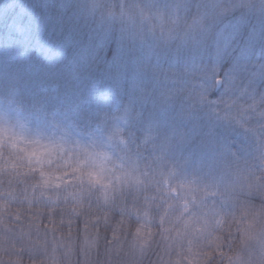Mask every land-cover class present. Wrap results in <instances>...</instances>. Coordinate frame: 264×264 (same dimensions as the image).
Instances as JSON below:
<instances>
[{
  "label": "trees",
  "instance_id": "1",
  "mask_svg": "<svg viewBox=\"0 0 264 264\" xmlns=\"http://www.w3.org/2000/svg\"><path fill=\"white\" fill-rule=\"evenodd\" d=\"M91 1L101 7V0ZM236 1H184L174 16L181 25L193 27L171 40L161 38L154 48V33L146 26L131 28L119 15L109 19L97 12L73 13V8L81 7L77 0H0V49L7 54L6 76H0V81L4 78L9 93L20 95L21 109L35 115L51 107L59 113L75 109L73 120L83 131L106 122L117 104L130 110L132 121L118 144L125 154L137 155L138 184L131 183L127 191L139 190L141 207L136 215L140 220L134 215L120 224L119 212L112 211L107 224L103 222L104 211L121 194L108 198L109 205L93 204L90 218L95 223L96 216L101 217L99 231L109 241L114 235L124 239L140 228L139 239L151 243L147 264H208L210 259L213 264H230L229 257L231 264H239L237 258L246 259L250 247L258 251V223L244 244L237 226L226 227L210 247L207 243L206 225L212 217L223 223L225 213L235 211L239 218L246 211L234 208V203L244 201L256 212L264 207V198L250 194L244 183L251 173L260 176L264 170V64L250 69L254 60L264 59V3L246 0L232 9ZM112 3L127 6L131 0ZM155 4L166 5L161 0ZM235 64L239 79L232 84L225 80L218 90L210 88L209 102L183 98L189 91L197 96L209 68H218V77L229 76ZM27 67L32 71H25ZM40 67H46V72ZM250 70L255 73L247 81ZM167 73H172L174 89ZM226 101H235L234 113L241 120L230 114ZM154 172L160 183L149 185L146 173ZM145 197L152 203L145 204ZM127 202L131 204V197ZM29 208L27 204L21 208L25 214L19 221L7 218L0 226L29 231ZM31 209L35 211L34 204ZM43 214L41 223L50 224L46 209ZM161 216L167 217L164 238ZM83 219H74L73 232L83 229ZM53 220L50 226L60 223L59 208ZM61 227L69 231L67 217ZM218 235L214 232L211 238ZM105 247L101 241L100 252L93 251L92 259H108Z\"/></svg>",
  "mask_w": 264,
  "mask_h": 264
},
{
  "label": "clouds",
  "instance_id": "2",
  "mask_svg": "<svg viewBox=\"0 0 264 264\" xmlns=\"http://www.w3.org/2000/svg\"><path fill=\"white\" fill-rule=\"evenodd\" d=\"M144 12L147 13L146 18L142 15ZM157 12L159 11L138 4L120 6L112 3V0H101V7L97 9L98 15L109 19L119 15V18L131 28L146 26L150 32L159 33L165 41L173 39L180 31H189L193 27L190 24L181 25L179 22L170 23L169 15L164 13L162 23L155 15ZM204 75L207 81L214 82L217 78L214 68L206 70ZM0 128L6 129L8 136L23 137L17 140V145H24L12 149L8 139L0 136V219L5 221L25 204L30 208L34 204L35 211L43 214L55 201L60 205L61 217H70L73 220L77 217L90 216L93 204L97 208L109 205V200L104 196L107 191L105 185L93 182L86 175L92 165L88 161L81 163L84 157H78L74 150L57 141L40 143L41 146L52 147L51 152L38 151L27 155L20 149L34 147L30 142L36 140L26 138L22 129L16 131L12 127L4 126L2 121ZM69 153L72 155L69 156ZM69 176L70 181L66 179ZM57 178L59 182L53 183ZM45 179L49 181L47 185L44 184ZM119 179L121 183L127 180L123 175ZM113 191L120 195L116 185H113ZM46 193L50 195L46 197ZM235 218L238 217L235 211H232L224 214L223 223L218 222L215 217L208 221L206 228L209 247L221 239L226 227L236 226L232 222ZM258 228L259 231L264 230V224H258ZM214 232L220 235L212 239ZM111 241L110 245H106L104 252L108 259L104 261L91 259V264H147V253L151 243L141 245L139 239L131 232L124 239L115 236ZM91 246L92 240L89 239L88 248L91 249ZM78 249L75 235L65 233L61 222L55 224L47 234L44 229L36 230L34 227L28 233L23 230L17 232L7 224L0 232V264H80ZM208 264H213V260H208Z\"/></svg>",
  "mask_w": 264,
  "mask_h": 264
},
{
  "label": "rangeland",
  "instance_id": "3",
  "mask_svg": "<svg viewBox=\"0 0 264 264\" xmlns=\"http://www.w3.org/2000/svg\"><path fill=\"white\" fill-rule=\"evenodd\" d=\"M67 2L73 0H66ZM163 3H166L163 7H158L155 4V0H149L147 3L146 0H131V4H138L144 6L146 8H151L153 11H159L166 15H171L173 17L174 13L179 11L184 7V1L189 0H172V2H168V0H161ZM218 3H222L223 0H217ZM91 6H87L85 0H77L76 5L81 4V7L73 8L71 12L79 14L87 13V15H92L97 12V9L100 8L98 2L93 4L91 0L88 1ZM260 2L264 3V0H260ZM243 6L246 3V0L241 1L238 0L232 5V9L237 8L239 5ZM155 4V5H154ZM228 5V4H227ZM186 7V6H185ZM264 7V4H263ZM176 18V17H175ZM153 47L157 48V43L161 39L159 33H155L153 37ZM164 40V39H161ZM165 41V40H164ZM153 48V49H154ZM7 54H4V51L0 49V76H6L5 72V60ZM264 64V59H256L252 63H250V69L253 66ZM231 70V74L227 76L226 74L221 77L222 86L225 84V80L227 84H232L236 82L240 77L239 68L235 70ZM46 67H40L42 72H46ZM39 69V70H40ZM216 73H219V69L216 68ZM28 73L31 72V68L27 67L25 69ZM168 71V69H167ZM255 73L250 70V72L246 75L245 80H249L252 75ZM26 76V72H22ZM167 80L170 82L171 89H174V79L172 77V73H167ZM218 78V76H217ZM1 79V78H0ZM28 81V78H27ZM207 80L204 78L199 83L200 86L206 84ZM13 87V86H12ZM214 88V87H212ZM18 91L21 90V87L17 88ZM195 91L186 92L183 98H187L188 96L199 98L198 94L195 95ZM254 94L251 96V103L253 101ZM20 95L16 93H9L7 81H0V121L6 127H12L14 130L19 131L23 130V134L28 139L40 140L42 144H46L47 142L57 141L61 142L65 145V147L72 149L75 151V155L82 156L84 159L81 160V163L85 161L90 162L92 167L88 170H93L99 173L101 177L100 182L103 183L107 189L105 191L104 196L108 198L117 197V192L113 191V185H116L120 190V194L129 190L130 184L138 182L135 181L136 171L139 169L134 162L137 160V155H130L128 153L122 151L118 142L121 140L122 134L126 127L128 126L129 121H132V117H130V110L126 107L124 109H120L119 105L113 107L112 116L104 122L102 125H97L93 128V130H81L78 128L76 123L73 120V117L76 115V110L72 109L71 111L66 110L63 113H59L58 108H46L38 115L35 114H27L23 109L18 106ZM198 101V99H196ZM240 104L243 105V101H240ZM193 125H197L196 123ZM157 129L156 131H158ZM23 139V137H20ZM120 139V140H119ZM24 145H17V147H23ZM88 153V155H85ZM139 157V156H138ZM143 158V156H140ZM160 159V158H159ZM161 162L158 161V165ZM123 175L127 178L126 182L121 183L120 176ZM67 180H71V177H67ZM50 193H46L47 197ZM215 216V215H214ZM182 220V219H181ZM5 225L0 226V231H3ZM175 227V225H174ZM17 232H20L21 229H15ZM29 231H25L28 233ZM175 233V232H174ZM176 234V233H175Z\"/></svg>",
  "mask_w": 264,
  "mask_h": 264
},
{
  "label": "snow or ice",
  "instance_id": "4",
  "mask_svg": "<svg viewBox=\"0 0 264 264\" xmlns=\"http://www.w3.org/2000/svg\"><path fill=\"white\" fill-rule=\"evenodd\" d=\"M142 15L145 18L147 17L146 12L142 13ZM155 15H157V17L161 19L162 23L164 22L162 13L157 12L155 13ZM168 22L176 23L178 22V20L175 17L169 15ZM219 82H220L219 78H216L214 82L207 81L206 84H203L200 86L198 96L201 102H209L206 93L210 88L215 87L216 84ZM229 106L231 107L230 114L234 118H236L238 121L241 120L240 114L234 113L235 101H233L232 103H229V101H226L225 107H229ZM261 115L264 116V113H262ZM262 131H264V126H262ZM0 136H3L8 139V142L12 149L17 148V140L21 139L18 136H8L7 130L3 128H0ZM30 143L33 144L34 147L20 149L21 151L25 152L27 155L35 154L38 151L39 152H43V151L51 152L52 151V147L41 146L38 140L31 141ZM261 148L262 150H264V144H261ZM60 150L61 152H63V148H61ZM71 155L72 153H69V156ZM85 155H88V153H85ZM86 175L90 177L93 182L98 183L101 180V177L99 176V173L97 171L88 170ZM146 175H148L149 178H151V179H148V181L146 182L149 185L152 184L153 182L156 184L160 183V181L156 179L155 172L146 173ZM48 182L49 181L45 179L44 184L47 185ZM58 182H59L58 178L53 181V183H58ZM164 183H167V181L165 180ZM244 183L247 185V191L250 194L259 195L261 198H264V170L261 171L260 176H256L255 173H251L248 177L244 178ZM128 197H131V200H132L131 204L127 202ZM118 201H123V203H118ZM118 201L114 202L111 207H109L107 210L104 211L103 222L105 224H107L109 212L118 211L121 216V220L119 223L124 224L126 223L125 217H127L128 219H131L134 215H136V213L139 211V208L141 207L140 194H139L138 189L134 191H127V192L121 193ZM149 203H152V202L148 201L147 197H145V204H149ZM237 206H240L242 209L246 210L242 213L241 217L235 218L232 221L237 226V231H239L241 234V237H240L241 243L244 244L246 243L247 240L251 239L250 233L253 228V225L257 223L264 224V207H261L259 212H256V211H252V209L254 208L244 201L234 203L233 207L236 208ZM57 208H60V205L56 202L50 204L46 208V212H47L46 218L49 220L50 224H42L41 221L45 217V215L39 213L38 210L33 211L31 208H29L28 212L26 213L29 217V229L31 230L34 227L36 230H39L42 228L45 230V233L47 234L54 227L50 225H54L55 223L53 220V214L55 213ZM23 214L25 213H23L21 209H18L16 213L10 215L8 218H11L12 222L15 223L16 221L20 220V217ZM249 217H251V219H249ZM257 217H259V220H257ZM136 219L137 221L140 220V218L137 215H136ZM60 222L61 224L64 223L63 216L61 217ZM73 222H74L73 219H71L70 217L67 218V224L69 227L68 233H72L75 235L76 241L79 245L77 255L80 256V249L83 250V258L80 261V264H91L93 251L97 255L100 252L101 241L103 242L104 245H110L112 241L108 240L106 234H101V232L99 231V225L101 223L100 216H96L95 223L92 222V219L90 218V216L84 217L82 221L84 225L83 229L76 228L75 232H73V229H72ZM166 222H167V217L161 216L160 217V235L162 238H164V233L168 231L167 228L165 227ZM3 223L4 221L0 219V224H3ZM134 235L138 239L141 237L140 228H137L136 233ZM148 236L149 238L151 237V230H149ZM259 238L260 239H259V244H258V251L255 248L250 247V250L247 252L246 259L237 258L239 260V264H264V230L259 231ZM89 239L92 240L91 249L88 248ZM225 239H227V237ZM146 242H147L146 239H139V243L141 245L145 244ZM217 246L219 247V244H217ZM140 251L141 252L143 251L142 248L140 249ZM231 261H232V258L229 257L230 264H231Z\"/></svg>",
  "mask_w": 264,
  "mask_h": 264
},
{
  "label": "water",
  "instance_id": "5",
  "mask_svg": "<svg viewBox=\"0 0 264 264\" xmlns=\"http://www.w3.org/2000/svg\"><path fill=\"white\" fill-rule=\"evenodd\" d=\"M219 83L216 84V89L219 88L221 86V79H219Z\"/></svg>",
  "mask_w": 264,
  "mask_h": 264
}]
</instances>
